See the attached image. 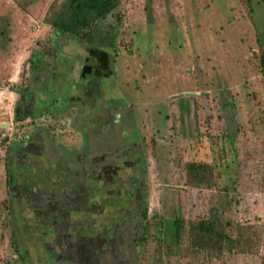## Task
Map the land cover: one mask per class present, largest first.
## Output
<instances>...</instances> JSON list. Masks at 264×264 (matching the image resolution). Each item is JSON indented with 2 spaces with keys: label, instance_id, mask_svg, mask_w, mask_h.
I'll return each instance as SVG.
<instances>
[{
  "label": "rangeland",
  "instance_id": "1",
  "mask_svg": "<svg viewBox=\"0 0 264 264\" xmlns=\"http://www.w3.org/2000/svg\"><path fill=\"white\" fill-rule=\"evenodd\" d=\"M62 1L0 0V264H264V0Z\"/></svg>",
  "mask_w": 264,
  "mask_h": 264
},
{
  "label": "trees",
  "instance_id": "2",
  "mask_svg": "<svg viewBox=\"0 0 264 264\" xmlns=\"http://www.w3.org/2000/svg\"><path fill=\"white\" fill-rule=\"evenodd\" d=\"M118 0H63L59 8L49 19L48 25L55 32L70 35L78 40H84L88 44L92 42L91 28L98 21L104 19L116 7ZM260 63L264 67V55L260 58ZM189 165H187L188 167ZM191 170L198 173L201 164L189 166ZM203 169V168H202ZM143 217V215H141ZM141 217V218H142ZM213 219L198 220L196 222L183 225L179 220H173L171 223L173 239H179L185 230L190 239L195 240L198 249H204V243L212 241L215 236L217 241L230 239L217 234L214 229ZM141 236L136 238L134 246H138Z\"/></svg>",
  "mask_w": 264,
  "mask_h": 264
},
{
  "label": "water",
  "instance_id": "3",
  "mask_svg": "<svg viewBox=\"0 0 264 264\" xmlns=\"http://www.w3.org/2000/svg\"><path fill=\"white\" fill-rule=\"evenodd\" d=\"M193 97L195 96V94H190V93H184V94H179V95H176V96H170L171 99H175V98H178V97ZM117 109H120V108H117ZM116 109H110V110H104L102 112H98L97 114H94L92 115L93 117L95 115H99L101 113H106V112H112V111H115ZM0 127H4V128H7L8 127V124H3V123H0Z\"/></svg>",
  "mask_w": 264,
  "mask_h": 264
}]
</instances>
